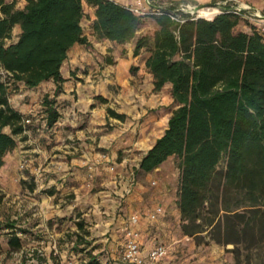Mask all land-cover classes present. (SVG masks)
Instances as JSON below:
<instances>
[{
	"label": "trees",
	"instance_id": "trees-1",
	"mask_svg": "<svg viewBox=\"0 0 264 264\" xmlns=\"http://www.w3.org/2000/svg\"><path fill=\"white\" fill-rule=\"evenodd\" d=\"M84 3L95 7L92 28L99 39L127 43L147 17L157 24L151 35L137 36L134 54L149 51L145 65L154 90L170 84L175 108L138 169L151 171L176 157L183 234L197 244L232 243L234 264H250L255 254L257 264H264V35L254 23L251 31L237 30L243 18L234 12L178 22L169 16L173 4L164 5L162 13L139 14L115 0H26L24 7L0 0V168L23 131V114L9 100L10 83L2 71L29 88L53 79L60 91L68 51L89 43ZM16 25L21 31L13 40ZM42 103L52 126L60 116L55 99L45 95ZM107 113L126 117L111 107ZM15 225L6 224L12 249L22 246ZM78 228H84L82 222ZM87 264L98 261L91 255Z\"/></svg>",
	"mask_w": 264,
	"mask_h": 264
},
{
	"label": "crops",
	"instance_id": "crops-1",
	"mask_svg": "<svg viewBox=\"0 0 264 264\" xmlns=\"http://www.w3.org/2000/svg\"><path fill=\"white\" fill-rule=\"evenodd\" d=\"M115 1L128 5L138 0ZM140 1L146 3V0ZM169 1L151 0L153 6H162ZM196 1L209 3L211 0ZM242 1L264 13V0ZM25 3L23 0L22 7ZM84 8L94 21L95 7L84 3ZM17 27L13 34L20 33V26ZM236 29L251 31V22L242 19ZM84 33L89 43L73 45L61 66L65 80L60 91L57 92V83L49 79L32 88L22 82L19 84L21 91L9 96L12 106L23 115L40 106L36 103L38 95L67 101V105L58 106L60 116L52 126L36 120L27 133L17 136L16 147L6 154L0 168V190L6 195L12 194L13 199L21 200L28 193L32 199L37 197L52 205L64 191H74L77 197L82 194L86 198L88 185L81 176L86 167L77 168L75 159L89 162L95 166L93 174L99 185L96 196H89L94 207V214L89 216H93L96 224L89 236L83 235L78 228L80 220L76 218L75 232L85 239L81 243L75 234L72 247L87 250L98 244L95 247L98 257L107 254L99 259L101 264H132L122 258V250L127 229L133 225L130 217L137 213L140 221L134 226L139 231L142 249L147 251L158 243L168 245V254L159 264H232L231 257L224 256L218 246L213 247L212 253L204 255L193 236L181 232L177 204L179 171L174 156L151 171L138 169L142 157L163 134L175 108L172 96L165 93L170 84L154 90L153 75L145 65L149 51L142 48L134 54L136 40L127 42L130 43L128 46ZM14 37L16 40L18 35ZM123 47L125 51L119 50ZM100 53L111 55L104 57L113 60L107 61L104 68L99 63ZM26 94H33L36 100L25 101ZM98 95L107 100H96ZM108 107L126 117L121 120L109 116ZM80 111H87V117L83 118ZM165 111L167 118L161 122L159 116ZM97 146H102L103 151H96ZM26 168L28 175L24 173ZM28 176L33 180L30 190L19 183V178ZM157 207L162 211L155 219L149 218Z\"/></svg>",
	"mask_w": 264,
	"mask_h": 264
},
{
	"label": "rangeland",
	"instance_id": "rangeland-1",
	"mask_svg": "<svg viewBox=\"0 0 264 264\" xmlns=\"http://www.w3.org/2000/svg\"><path fill=\"white\" fill-rule=\"evenodd\" d=\"M15 1L17 7H22L23 0ZM214 1L216 0H211L210 2ZM147 13L149 14V12ZM147 13L145 12L144 14ZM82 23L84 32L94 35L92 28L93 21L91 20V14L88 11H85ZM156 25L157 24L152 17H147L144 25L137 31V36L141 34L151 35L156 29ZM17 28L16 25V30ZM17 35L18 33L14 32L13 40L15 39L14 36L17 37ZM137 36L131 41H135ZM130 43H127L126 45L129 46ZM112 49L113 48H111V50ZM119 50L125 51V48L123 47V49ZM100 54L102 57L99 63L104 68L106 63H108L107 58H105L104 55H111ZM2 78L9 80V96L21 91L19 90V84L22 82H14L12 79H9L5 72H2ZM165 93H168L171 96L170 88L165 91ZM44 97L38 95L36 100L33 94H26L24 99L27 102H29L30 99H34L36 100V103L39 104L43 101ZM96 100L99 99L96 98ZM55 102L58 104L57 107H64L67 105V101L55 100ZM173 105L175 106L174 101ZM87 113V111H80V115L83 118L87 117ZM167 115L168 114L165 111L161 117L159 116L161 122L166 120ZM101 148L102 146H97L94 149L96 151H103ZM121 153L122 149L120 150L119 157ZM174 162L177 167L176 157H174ZM75 165L79 169L86 167V170L82 172L81 175L84 177L83 181L88 185L86 198H84V195L82 194L77 197V194L74 191H64L54 199V205H52L51 202L44 201L37 197L32 199L28 193H26L27 196L22 197L21 200L19 198L13 199L12 194L6 195L0 190V264H63L65 260L71 262V264H87L91 255L96 257L98 264H101L99 259L103 258V255L106 257L107 254L100 253L101 256L98 257L99 253H97L95 248L98 244H96L95 247L92 245L87 250H85V247L71 246L75 235L76 222H78L76 218H79V222H82L84 225V228L80 229V232L83 235L85 234L89 236L93 230V226L96 224L93 216H89V214H94L93 203L89 200V196H96V192L99 189V185L96 184L97 178L93 174V167L95 166L89 165V162H82L79 159H75ZM225 166L224 160L221 162L219 168L224 169ZM26 171H29V169L26 168L24 170V173L28 175ZM19 183H22L28 190H30L33 180L29 176L27 178L21 177L19 178ZM67 183L70 184L71 181L67 180ZM58 198L61 199L58 200ZM11 221L16 222L14 230H16L17 234L22 238V246L18 249H12L8 244V237L10 236L12 229L7 227L6 224ZM197 246L201 248L200 252L204 255L206 253H212L213 247L218 246L224 256L231 257L232 264H234L233 253L230 251L231 248H233L232 243L220 245L214 242H202L201 244H197ZM186 248H188V245ZM258 262H260V259L255 254L253 258H251L250 264H257Z\"/></svg>",
	"mask_w": 264,
	"mask_h": 264
},
{
	"label": "built area",
	"instance_id": "built-area-1",
	"mask_svg": "<svg viewBox=\"0 0 264 264\" xmlns=\"http://www.w3.org/2000/svg\"><path fill=\"white\" fill-rule=\"evenodd\" d=\"M172 4L173 8L169 12V16L178 22H184L187 19L199 17L212 19L217 14L231 11L239 14L243 19L254 23L258 27V30L264 35V13L248 2L242 0H216L210 3H194L186 0H178L175 4L169 1L165 5ZM127 6L139 14H144L145 12L162 13V9L164 8V5L153 6L151 0H146V3H142L138 0L134 4H128ZM36 120H42L48 125L47 113L45 112L42 102L37 109L32 110L29 114L23 115L22 133H27L29 131V126ZM161 211L162 208L157 207L149 214V218L155 219ZM130 219L133 225L127 229V238L122 250V258L132 264H159L160 260L168 254V245L165 243H158L149 250L144 251L139 242V231L134 226L140 221V216L134 213L131 215ZM63 264H71V262L65 260Z\"/></svg>",
	"mask_w": 264,
	"mask_h": 264
}]
</instances>
